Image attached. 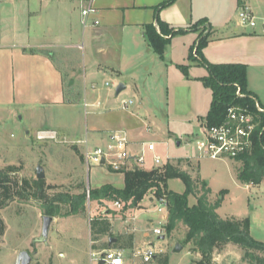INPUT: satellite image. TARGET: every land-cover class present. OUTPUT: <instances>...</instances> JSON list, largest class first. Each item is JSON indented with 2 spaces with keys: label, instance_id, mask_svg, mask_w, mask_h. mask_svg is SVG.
Instances as JSON below:
<instances>
[{
  "label": "rangeland",
  "instance_id": "1",
  "mask_svg": "<svg viewBox=\"0 0 264 264\" xmlns=\"http://www.w3.org/2000/svg\"><path fill=\"white\" fill-rule=\"evenodd\" d=\"M182 1L193 6L191 14L195 20L207 16L215 26L226 23L228 26L222 28L225 33L235 28L259 35L264 33V0H243L255 18L254 27L241 24L239 0ZM60 3V11L55 18H50L49 14L45 18L51 27H58L59 21L61 25H68L74 32L75 42H80L84 31L80 12L82 8L89 7L90 0H60ZM66 3H74V13L71 8L65 10ZM75 3H83V7L79 9ZM179 5L183 6L185 3ZM92 15L86 19L87 30L94 24ZM177 15L178 12L175 16ZM45 24L47 25L46 20ZM40 26L37 19L32 20V28ZM190 33L177 34L174 37L176 44L171 46L172 50L170 46L165 49L163 58L155 54L147 42H143L135 50L131 47V40L122 39L119 55L121 74L118 76L109 71H97L89 78L88 88L91 89L94 84L95 89L91 90L95 92V98L86 99L88 108H85L81 97L73 105L64 107L0 108V169L14 168L19 179L29 182L44 181L45 190L51 196L57 193L78 194L109 181L116 188H123V174L113 172L110 166L88 167L85 161L86 150L97 145H94L87 133V120L92 113H96L100 115L98 120H103L104 124L108 122L112 127L125 125L129 140L137 142L140 151L150 143L155 144L154 152L146 149L147 169L153 166L154 155H158L162 158L163 166L171 163L198 179L199 193L202 189L201 182H206L212 191L209 195L210 202L220 203L217 209L220 218H249L251 236L264 243V182L258 186L245 184L239 179L242 162L202 158L197 151L199 117L205 118L209 112L212 92L202 81L208 76L207 69L187 59L190 47L198 36L196 32ZM213 34L217 36L219 33ZM85 46L87 49L86 44ZM71 55L72 67L76 70L83 68L89 71L93 67L94 59L88 54L74 50ZM64 68L66 72L68 69ZM74 77L80 81L78 75ZM106 82L111 86L106 87ZM119 84H124L126 89L117 96L115 92ZM75 89L80 93V88ZM97 97H100V105H97ZM130 100L134 105L129 111L122 110L123 102ZM108 111L112 112L110 117L105 116ZM80 141H88V145ZM38 167L44 170V179L37 178ZM169 189L182 194L185 184L180 179L170 180ZM151 195L152 193L148 194L144 199V209L139 212L128 210L122 213L121 208L114 207L113 203L105 202L100 205L90 202L83 215L55 217L47 245L37 241L41 237L45 216L39 202L15 200L6 208L0 209V221L4 226V232L0 235V264H16L22 251L31 254V264H99L98 256H94V253L101 252L103 248L118 249L126 244L118 231L127 223L129 215L136 216L137 213L136 224H142L147 216L155 218V226H160V222L165 220L167 209L156 200L152 202L149 197ZM195 197H190V205L196 204ZM98 219H107L111 223L114 238L119 239L117 244L111 245L107 238L92 243L91 224ZM146 223L152 227L153 221L149 219ZM166 225L165 234L162 235L165 239L153 235V241L156 251L168 256V264H192L199 260L200 255L191 252L192 244L185 243L186 227L180 224L177 230L167 235ZM178 244L182 248L176 250ZM131 253V249L127 250L126 257ZM258 254L264 259L263 252ZM243 257L244 250L241 247L228 244L214 252L211 264H249Z\"/></svg>",
  "mask_w": 264,
  "mask_h": 264
},
{
  "label": "crops",
  "instance_id": "2",
  "mask_svg": "<svg viewBox=\"0 0 264 264\" xmlns=\"http://www.w3.org/2000/svg\"><path fill=\"white\" fill-rule=\"evenodd\" d=\"M165 1L92 0L89 7L92 5L96 10V13L92 15V18L95 19L93 22L95 25L90 26L88 30L85 29L87 18L84 19L82 11H79L84 31L80 42H75L74 32L68 25H61L59 21L58 27H51L50 22L45 18L48 14L50 18H55L61 8L60 0H0V108L16 106L21 107V109H42L50 108L49 106L64 107L73 105L80 97L88 104L87 98L92 100L95 98V92L91 90L95 89L94 84L91 89L88 88L89 78L95 75L97 71H109L111 74L119 76L121 74L119 55L122 39L131 40V47L135 50L143 42L149 44L145 36V27L149 24L158 27V17L176 30L184 29L186 32L183 34L196 32L198 36L195 43L199 41L200 30L204 27L207 28L206 33L210 32L211 35L208 46L203 51L204 57L213 64H245L248 68V88L256 95L258 103L264 108V33L260 35L248 33L238 28L225 33L222 28L228 26L226 23L223 26H215L207 16L195 20L191 14L193 6L182 0H175L173 4L157 11L156 7ZM179 3H185V5L182 6ZM245 3L243 0L238 1L241 7H246ZM75 4L79 9L83 7V3ZM70 8L71 12L74 13V3L65 4L66 11ZM177 12L178 15L175 16ZM35 19L41 26L32 28V20ZM202 19H207L208 22L199 27L197 31L190 29L194 23ZM213 33L219 34L215 36ZM174 37L166 46V50L168 46L171 47L176 44ZM195 43L190 47V52L196 45ZM85 44L87 49H85ZM172 49L173 47H171ZM74 50L82 51L94 59L93 67L89 71L83 68L76 70L72 67L71 53ZM176 52H178L177 48ZM189 56L187 59L190 61ZM60 63L63 66H60ZM64 67L68 69L66 72ZM74 75L79 76V82ZM66 81L68 89H66ZM106 84V87L111 86ZM75 87L80 88V93L76 91ZM107 96L109 95L107 94ZM97 99V105H100V97ZM106 102H108L107 99ZM85 113L87 112L85 111ZM92 114L87 120V133L94 145L97 144L95 147L106 145L109 135L113 132H125V125H118L115 128L110 126L108 122L104 124L103 120H98L100 115ZM105 114V116L110 117L112 112L108 111ZM199 119V130L196 138L201 136L205 128L204 118L199 117ZM60 129L77 135L65 128ZM139 146L137 142L130 140L132 153L138 154L144 149L142 147L143 149L140 151ZM105 184L112 183L110 181L103 182L94 188ZM149 197L152 202L155 201L152 195ZM142 207L136 212L144 209L143 204ZM144 218L142 224H136L137 213L136 216L129 215L127 223H124L118 231L122 234L123 242L126 244L118 249L108 248L114 251H123L125 264H139V259L133 255L134 252L151 244L155 246L152 230L159 226H155L154 217L147 216ZM149 219L153 221L152 227L146 223ZM162 222L165 224L168 222V212ZM161 237L163 236H159V239ZM116 243L115 240L111 245ZM130 249L132 253L127 258L126 251ZM98 263L105 264L102 261H98Z\"/></svg>",
  "mask_w": 264,
  "mask_h": 264
},
{
  "label": "trees",
  "instance_id": "3",
  "mask_svg": "<svg viewBox=\"0 0 264 264\" xmlns=\"http://www.w3.org/2000/svg\"><path fill=\"white\" fill-rule=\"evenodd\" d=\"M174 2L175 0H166L156 7V10L159 11ZM207 22V19L197 21L190 29L197 31ZM157 24L158 27L153 24L147 25L145 36L154 52L163 58L171 38L186 31L184 29L176 30L159 17ZM206 31L205 27L200 30L199 41L195 45L196 47L191 49L189 56L190 61L203 65L208 71V76L204 77L202 81L205 87L212 91V102L203 121L205 126L209 127L220 125L225 121L230 107L240 106L249 109L258 124L254 143L247 153L236 160L242 162L239 179L245 184L258 186L264 182V112L258 111L256 107L258 98L248 88V68L245 64H213L204 57L203 51L208 46L211 35ZM183 70L186 72L185 68ZM123 175V188H116L112 184L93 188L90 190V202L100 205L105 202L113 204L119 202L122 205L120 211L124 213L128 210L142 209V202L148 194L152 193L156 201L165 198L168 211L167 235L177 230L180 224L186 227L185 243L192 244L191 252L199 254L201 257L192 264H211L214 252L225 248L228 244L241 247L244 250L243 259L249 264H264L263 257L258 254V252L264 253V243L251 236L250 219L220 218L217 213L220 203L212 204L210 202L209 195L212 191L206 182H201L202 189L199 193L198 183L200 181L171 163L150 170L136 167L125 171ZM174 179L183 181L185 184L184 193H177L169 189V181ZM192 196H197L195 205H190ZM15 200L21 202L36 200L44 215L63 218L85 214L88 195L87 191H84L78 194L57 193L51 196L45 190L44 181L29 182L19 179L14 168L0 169V209L6 208ZM3 232L4 226L0 221V235ZM114 236L113 227L107 219L93 220L91 224L93 244L104 238H107L108 243L112 239L119 242V239ZM93 249H97V247H93ZM102 250H106V248ZM156 262L168 264L169 258L162 253L158 255Z\"/></svg>",
  "mask_w": 264,
  "mask_h": 264
},
{
  "label": "built area",
  "instance_id": "4",
  "mask_svg": "<svg viewBox=\"0 0 264 264\" xmlns=\"http://www.w3.org/2000/svg\"><path fill=\"white\" fill-rule=\"evenodd\" d=\"M90 3H92V0H90ZM95 13L96 10L92 5L82 10L84 19ZM239 18L241 24H249L252 27L256 26L255 18L251 10L247 7H241ZM96 24H98L97 21ZM106 85L110 86L111 84L107 83ZM238 94L241 96L240 92H238ZM132 105H134L132 100L128 102L125 101L122 104V109L127 111ZM84 106L88 108L89 104L85 103ZM256 107L258 111L264 112V108L258 102ZM257 126L258 124L255 122L254 116L250 113L248 108L240 106L230 107L226 119L222 124L210 127L205 126L201 136L196 139V148L199 152V156L211 160H236L252 148ZM80 143L88 145V141H80ZM146 149L147 151L154 152L156 150L155 144H148ZM146 149H143L138 154L132 153L130 150V140L127 134L124 131H116L109 135L106 145L87 149L85 152V160L88 167L110 166L113 172L122 174L136 167L150 170L163 166V164H161L162 158L158 155H154L153 166L147 169ZM87 195L88 202H90V189H88ZM158 202L167 209L165 198ZM114 206L122 208L119 202H116ZM166 224L160 222V226L154 227L152 233L157 236L164 235V225ZM160 254L156 251L155 246L151 244L144 249L135 251L133 255L135 258L139 259V264H153ZM94 256H98V261H102L105 264H125L123 251L106 249L99 253H94Z\"/></svg>",
  "mask_w": 264,
  "mask_h": 264
},
{
  "label": "water",
  "instance_id": "5",
  "mask_svg": "<svg viewBox=\"0 0 264 264\" xmlns=\"http://www.w3.org/2000/svg\"><path fill=\"white\" fill-rule=\"evenodd\" d=\"M125 89V86L120 84L118 85V87L116 88V95L118 96L123 90ZM178 145H180V143H178ZM104 163V160H103ZM37 178L38 179H44L45 178V173L44 170L42 169V167H38L37 169ZM54 222V217H50V216H44L43 217V226H42V233H41V237L37 239L38 242L43 243L45 245L48 244L49 242V235H50V230H51V225ZM165 237H161V239H164ZM112 242H115V239H112L110 241V244ZM181 245H177L176 246V250L181 249ZM32 262V256L28 251H22L19 253L18 257H17V261L16 264H31Z\"/></svg>",
  "mask_w": 264,
  "mask_h": 264
}]
</instances>
